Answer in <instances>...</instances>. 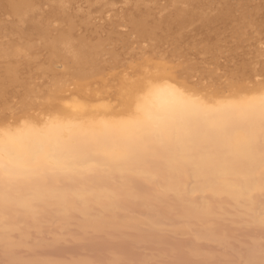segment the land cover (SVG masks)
<instances>
[{
    "label": "bare ground",
    "instance_id": "obj_1",
    "mask_svg": "<svg viewBox=\"0 0 264 264\" xmlns=\"http://www.w3.org/2000/svg\"><path fill=\"white\" fill-rule=\"evenodd\" d=\"M12 2L0 0V7ZM143 95L138 105H128L133 118L124 123L109 121L107 108L101 107L97 118L86 119L85 105L73 103L68 112L75 120L0 133V263H101V256L82 244L86 240L98 252L104 246L103 264H121V255L135 254L118 253L119 244L110 246V240L129 241L135 248L179 237L187 254L205 263L228 253L231 264H264V240L250 235L238 243L230 236L235 228L264 231V99L208 105L187 100L176 85ZM77 242L86 244L83 250L96 262L83 250L81 258L87 254L88 260L80 259L79 244L77 249L68 244L79 255L70 260L52 247ZM210 245L213 250L204 248ZM50 246L57 257L37 256L42 250L49 255ZM172 246L149 247L140 263L159 264Z\"/></svg>",
    "mask_w": 264,
    "mask_h": 264
},
{
    "label": "rangeland",
    "instance_id": "obj_2",
    "mask_svg": "<svg viewBox=\"0 0 264 264\" xmlns=\"http://www.w3.org/2000/svg\"><path fill=\"white\" fill-rule=\"evenodd\" d=\"M19 1L0 7V26H5V29L0 27L4 31L0 29V34H5L0 35L1 134H17L26 124L40 130L51 120L63 124L72 121L71 117L75 120L68 112L73 103L85 105L86 119L97 118L107 108L109 121L124 123L133 118L127 111L128 105H138L141 96L150 89L171 85L181 87L187 100L208 105L238 106L245 101L264 99V0ZM12 8L14 12H10ZM35 15L39 24L32 20ZM16 22L17 27L13 26ZM18 29L22 36L24 33L29 36L32 31V37H22L16 32ZM255 232H245L246 236L240 228H235L230 236L235 242L239 240L238 243H245L250 235L264 240V231ZM81 242L87 245L81 246ZM81 242L66 245L77 249L79 244L78 252L87 246L91 254L96 257L98 254L105 262L102 258L105 253L100 251L104 246L99 253L94 242ZM184 242L179 237L166 241L152 239L146 244H134L136 249L129 241L110 240L108 244L113 243L110 246H117V252L128 253L126 256L133 252L138 255V251L139 257L154 247L173 245L174 251L162 255L159 264H228L229 261L231 264L228 253H220L223 256L220 259L216 255L209 263L193 259L185 251ZM61 245L64 244L52 247L63 256L72 257L68 260L79 255L84 260L93 258L87 249L82 252L88 253V259L87 254L81 258V251L76 255L71 248L60 251ZM204 248L214 249L211 245ZM43 251L46 252L37 254V251V256L47 255L51 259L58 256L51 246L52 256V252L48 255ZM135 255L134 258L121 255L119 260H123L119 263L136 264L140 259L137 264H141V257L136 259ZM65 258L59 257L67 261ZM127 259L132 261L128 263ZM99 260V264L104 263Z\"/></svg>",
    "mask_w": 264,
    "mask_h": 264
}]
</instances>
